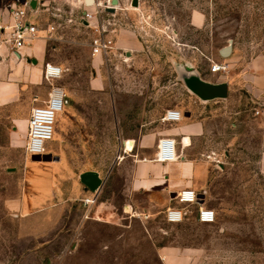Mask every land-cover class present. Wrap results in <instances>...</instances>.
I'll use <instances>...</instances> for the list:
<instances>
[{
  "label": "rangeland",
  "instance_id": "374dc122",
  "mask_svg": "<svg viewBox=\"0 0 264 264\" xmlns=\"http://www.w3.org/2000/svg\"><path fill=\"white\" fill-rule=\"evenodd\" d=\"M24 2L39 29L33 44L43 40L48 62L64 69L54 84L71 102L47 146L54 159L34 160L25 152L28 118L33 99L41 104L51 84L0 76V264H264V91L255 96L236 80L227 98L211 102L199 156L214 223L198 222L196 206L186 208L183 222L168 223L166 207H144L142 193L134 194L136 209L126 208L123 186L130 167L123 158L134 147L124 142L184 100L181 69L229 76L251 64L264 74V0H139L137 7L133 0H0V15ZM99 37L114 42L103 54L107 75L93 68ZM119 40L139 42L141 50L131 60L126 50L115 55ZM214 63L227 69L212 72ZM100 76L104 86H93ZM38 164L53 166L52 201L58 192L66 205L59 223L16 207L31 193L26 175L31 180ZM85 171L107 178L90 207L71 196ZM166 249L175 253L169 259Z\"/></svg>",
  "mask_w": 264,
  "mask_h": 264
},
{
  "label": "crops",
  "instance_id": "0c3cea01",
  "mask_svg": "<svg viewBox=\"0 0 264 264\" xmlns=\"http://www.w3.org/2000/svg\"><path fill=\"white\" fill-rule=\"evenodd\" d=\"M202 20V16L200 17L197 14L194 17L195 25H200L203 22ZM33 43L34 40L30 45L21 49L20 54H13L6 46H2L0 49V76L21 75L20 78L26 81L27 84L39 87L40 78H44V65L48 62L46 43L43 40L35 45ZM141 47L142 45L139 42L119 40L114 45L116 50H114V54L118 55L121 53L120 51L126 50V57L131 56L132 53V58L129 59L131 60L136 57L135 53L139 52ZM105 63V55H95L93 59V68L96 71L95 75H107ZM252 70V65L248 64L239 75H208L202 77L195 73L189 74L186 70L181 69L179 73L184 86L182 89L185 94L184 100L165 108L161 121L158 124L146 131L140 130L136 136H132L131 139L124 142V145L127 141L134 143L133 150H129L131 153H128L123 158V161L127 160L130 166L129 174L123 181L124 189L128 194L127 198L131 202L125 206L126 208L136 209L139 206V203L133 200L136 193L145 194L144 207L172 206L175 201L173 200L174 195L185 188L195 190L202 198L201 203L208 206L207 190L205 188L208 170L204 164H201V157L199 156L201 154V136L205 134L207 122L211 118L209 115L214 112V106L211 102L223 98L202 100L189 88L187 82L191 79L214 84L227 82L229 85V95L233 83L238 80L239 82H243L253 95L259 96L264 91V74L256 75ZM92 83L93 86L99 85L103 87L106 81L100 76L93 79ZM35 104L34 102L33 106ZM167 110L179 111L181 119L179 121L163 120V116ZM147 125L148 123L143 126ZM161 139L174 140V160L167 162L158 160V144ZM50 153L51 151L46 147L45 154ZM259 166L261 172L264 173V152L261 153ZM31 168L35 175L31 180L26 175L24 189L26 190L30 186L29 190L32 187V191L27 196L26 194L23 195L16 207H19L27 217L34 215L33 213L39 214L40 217L41 214H44L46 223H59L60 212L64 210L66 205L64 202L57 201L59 199L58 192L57 200L52 201L50 191L55 188L52 184L50 169L53 166L45 168L38 164ZM106 183L107 178H104L101 174L95 171H85L81 174L73 191H71V196L74 200H81V202L83 199H94V194L98 190L103 189ZM164 253L168 259L169 256L175 254L172 249H166Z\"/></svg>",
  "mask_w": 264,
  "mask_h": 264
},
{
  "label": "built area",
  "instance_id": "2783aa9c",
  "mask_svg": "<svg viewBox=\"0 0 264 264\" xmlns=\"http://www.w3.org/2000/svg\"><path fill=\"white\" fill-rule=\"evenodd\" d=\"M31 9L29 2L13 4L6 8L0 15V49L6 46L13 54H20V50L30 45L39 31L37 25L29 19L28 10ZM86 16L93 15L86 12ZM114 42L103 37L96 38L93 42V54H104L113 47ZM227 66L214 63L212 72L225 71ZM56 70H59L58 72ZM44 79L51 84L47 98L41 104H35L31 110L27 124V138L25 152L27 156L44 155L49 142L53 140L55 129L60 114L64 113L70 105V97L64 88L56 86L64 69L50 62H46L43 69ZM38 102L37 98L33 99ZM181 113L176 110H167L163 116L166 121H179ZM157 158L167 162L175 159L174 140L161 139L158 144ZM173 200L179 206H169L163 211L164 219L168 223L179 224L187 216L186 208L196 206L195 219L204 224H212L216 221V211L205 206L200 195L191 188H185L177 192ZM95 199H83L85 207H90ZM211 213V217L208 214ZM137 216V213H132Z\"/></svg>",
  "mask_w": 264,
  "mask_h": 264
},
{
  "label": "water",
  "instance_id": "95a60500",
  "mask_svg": "<svg viewBox=\"0 0 264 264\" xmlns=\"http://www.w3.org/2000/svg\"><path fill=\"white\" fill-rule=\"evenodd\" d=\"M92 0H87V3H91ZM132 5L137 7L139 0H133ZM226 55L229 53L228 49L224 52ZM189 88L202 100H212L217 98H226L228 96L229 85L227 82L214 84L197 79H191L187 82ZM34 160L51 161L54 159L51 154L35 155L32 157ZM82 178H84L82 176Z\"/></svg>",
  "mask_w": 264,
  "mask_h": 264
},
{
  "label": "bare ground",
  "instance_id": "6f19581e",
  "mask_svg": "<svg viewBox=\"0 0 264 264\" xmlns=\"http://www.w3.org/2000/svg\"><path fill=\"white\" fill-rule=\"evenodd\" d=\"M86 2H87V0H86ZM93 2H95V0H92L90 4H92ZM87 4L89 5V3H87ZM126 143H127V142H126Z\"/></svg>",
  "mask_w": 264,
  "mask_h": 264
},
{
  "label": "clouds",
  "instance_id": "9594fccd",
  "mask_svg": "<svg viewBox=\"0 0 264 264\" xmlns=\"http://www.w3.org/2000/svg\"><path fill=\"white\" fill-rule=\"evenodd\" d=\"M56 71L58 72L59 70H56ZM211 215H212V214H211V213H209V214H208V217L210 218V217H211Z\"/></svg>",
  "mask_w": 264,
  "mask_h": 264
}]
</instances>
